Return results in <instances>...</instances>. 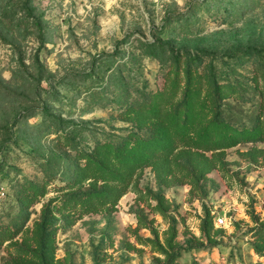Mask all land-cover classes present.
<instances>
[{
  "label": "rangeland",
  "instance_id": "obj_1",
  "mask_svg": "<svg viewBox=\"0 0 264 264\" xmlns=\"http://www.w3.org/2000/svg\"><path fill=\"white\" fill-rule=\"evenodd\" d=\"M0 190V264H264V0H0Z\"/></svg>",
  "mask_w": 264,
  "mask_h": 264
},
{
  "label": "built area",
  "instance_id": "obj_2",
  "mask_svg": "<svg viewBox=\"0 0 264 264\" xmlns=\"http://www.w3.org/2000/svg\"><path fill=\"white\" fill-rule=\"evenodd\" d=\"M0 193L3 194L4 192L0 190ZM218 222L219 223L224 222V217L223 216L218 217Z\"/></svg>",
  "mask_w": 264,
  "mask_h": 264
},
{
  "label": "trees",
  "instance_id": "obj_3",
  "mask_svg": "<svg viewBox=\"0 0 264 264\" xmlns=\"http://www.w3.org/2000/svg\"><path fill=\"white\" fill-rule=\"evenodd\" d=\"M106 156V155H105ZM102 176H105V174H103V172H100Z\"/></svg>",
  "mask_w": 264,
  "mask_h": 264
}]
</instances>
